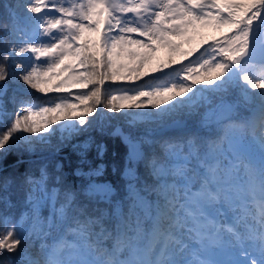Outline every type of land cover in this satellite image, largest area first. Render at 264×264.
Here are the masks:
<instances>
[{"label":"snow or ice","instance_id":"1","mask_svg":"<svg viewBox=\"0 0 264 264\" xmlns=\"http://www.w3.org/2000/svg\"><path fill=\"white\" fill-rule=\"evenodd\" d=\"M9 9L0 153L55 150L94 127L103 134L113 118L125 121L110 135L126 151L112 180L107 145L91 140L72 145L79 186L63 163L0 181V264H264V0H16ZM198 28L228 34L181 53L187 63L148 68ZM9 84L20 93L7 95ZM29 91L43 98L29 102Z\"/></svg>","mask_w":264,"mask_h":264},{"label":"trees","instance_id":"2","mask_svg":"<svg viewBox=\"0 0 264 264\" xmlns=\"http://www.w3.org/2000/svg\"><path fill=\"white\" fill-rule=\"evenodd\" d=\"M16 3V0H0V20L5 19L9 6ZM3 45L0 44V48ZM12 91L7 90V95H11ZM247 113V111L245 112ZM123 118H113L111 123H106L105 132L101 134L95 127L90 132H84L80 135L73 136L71 140L58 149L35 150L33 152L24 151L19 148H13L6 152L0 153V181H15L28 172L38 173V168L42 164H48L52 168L56 164L63 163L64 174L69 184L79 186L83 182L82 177L73 174V169L79 163L76 152L73 150V144H85L91 140L103 141L107 145V151L102 158V162L106 165V178L114 179V168H119L123 163L124 153L126 151L124 145L119 138L111 137L110 133L117 127L124 126ZM6 125V120L0 121V130ZM59 133L51 138V144L56 146L59 144ZM89 162L92 166L100 163L101 160L96 157L94 149L89 152ZM39 243L33 244L29 242V250L36 252Z\"/></svg>","mask_w":264,"mask_h":264},{"label":"rangeland","instance_id":"3","mask_svg":"<svg viewBox=\"0 0 264 264\" xmlns=\"http://www.w3.org/2000/svg\"><path fill=\"white\" fill-rule=\"evenodd\" d=\"M228 34L227 28H221L220 30H215L213 28H198L195 32H189V34L180 40L175 41L176 43L181 44V48L179 51L175 54L169 53L166 49H160L156 52L154 59L151 61V64L148 66V68H154L158 63H163L165 61H168L169 59H176V60H181L183 63H187V61L183 60V56L181 53H188L196 49L198 46H201L204 44L205 41L211 43L216 39L222 38L224 35ZM190 59H194V57H190ZM69 61H66L65 63H68ZM260 64V62H259ZM257 64V65H259ZM13 70L12 67L10 66V71ZM205 70H200V76L203 77ZM58 77H54L51 80H49V83L47 85H41V87H50L53 84L58 82ZM12 91L11 95L15 92L18 93L15 85L9 84L8 89ZM72 92H77V91H82L79 87L70 89ZM35 93L34 91H32ZM10 95V96H11ZM37 96H40V98H43L42 94H37ZM49 95H57L55 93H50ZM36 97L30 102H35ZM9 110L12 108V105H8ZM246 115L248 113H245ZM3 119L0 118V121ZM246 140L249 143V146L255 151L257 150L258 146L255 145L252 142V132L249 131L246 135ZM51 149V147H38L36 150H46V149ZM33 152V151H32Z\"/></svg>","mask_w":264,"mask_h":264},{"label":"bare ground","instance_id":"4","mask_svg":"<svg viewBox=\"0 0 264 264\" xmlns=\"http://www.w3.org/2000/svg\"><path fill=\"white\" fill-rule=\"evenodd\" d=\"M18 93H20V90L18 88H16ZM21 95H25L27 100L30 102L34 99V97H36V93H33L32 91H29L27 93H21Z\"/></svg>","mask_w":264,"mask_h":264},{"label":"water","instance_id":"5","mask_svg":"<svg viewBox=\"0 0 264 264\" xmlns=\"http://www.w3.org/2000/svg\"><path fill=\"white\" fill-rule=\"evenodd\" d=\"M255 62H256V64H259V62H261V61H260L259 58H257ZM118 127H119V126H117L116 128H118ZM111 137H113V136L111 135ZM114 138H119V137H114ZM119 139H120V138H119Z\"/></svg>","mask_w":264,"mask_h":264}]
</instances>
